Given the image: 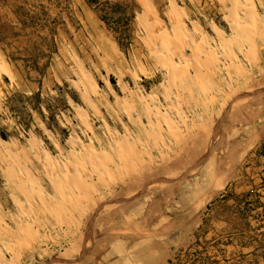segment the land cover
I'll return each instance as SVG.
<instances>
[{"label": "rangeland", "instance_id": "obj_1", "mask_svg": "<svg viewBox=\"0 0 264 264\" xmlns=\"http://www.w3.org/2000/svg\"><path fill=\"white\" fill-rule=\"evenodd\" d=\"M260 153L264 0H0V264H238Z\"/></svg>", "mask_w": 264, "mask_h": 264}, {"label": "crops", "instance_id": "obj_2", "mask_svg": "<svg viewBox=\"0 0 264 264\" xmlns=\"http://www.w3.org/2000/svg\"><path fill=\"white\" fill-rule=\"evenodd\" d=\"M260 158L261 160H264V155H261V153ZM261 163L263 164L264 161ZM260 169L262 171L264 167H261ZM238 193L239 198L237 205L239 206L240 203L243 202L242 205L239 206L241 210L252 208L253 213L261 215V219L264 220V198H262L261 196L257 197L255 198V200H252L251 203L250 198H247L246 195L243 196L240 194L246 192H242V190H240ZM256 193H260V195L263 194L259 190ZM249 235H253V237L250 239ZM223 242L224 240H222L221 243ZM238 242V249L240 250V252L237 254V257L234 255V258L236 257L238 264H264V254L262 253L264 244V221L258 222V220H255L249 227L242 230V232L239 233ZM219 259L226 260L227 258H224V256L220 257L219 255V258H217V260Z\"/></svg>", "mask_w": 264, "mask_h": 264}, {"label": "built area", "instance_id": "obj_3", "mask_svg": "<svg viewBox=\"0 0 264 264\" xmlns=\"http://www.w3.org/2000/svg\"><path fill=\"white\" fill-rule=\"evenodd\" d=\"M259 191H261L263 194L261 195L262 198H264V183L261 184Z\"/></svg>", "mask_w": 264, "mask_h": 264}, {"label": "bare ground", "instance_id": "obj_4", "mask_svg": "<svg viewBox=\"0 0 264 264\" xmlns=\"http://www.w3.org/2000/svg\"><path fill=\"white\" fill-rule=\"evenodd\" d=\"M239 31V30H238ZM224 183V182H223ZM220 188V187H219ZM207 202V201H206Z\"/></svg>", "mask_w": 264, "mask_h": 264}]
</instances>
